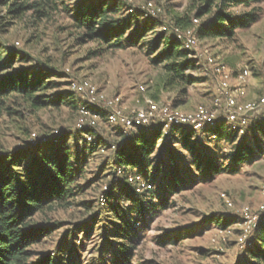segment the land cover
<instances>
[{
  "label": "rangeland",
  "instance_id": "rangeland-1",
  "mask_svg": "<svg viewBox=\"0 0 264 264\" xmlns=\"http://www.w3.org/2000/svg\"><path fill=\"white\" fill-rule=\"evenodd\" d=\"M80 1L64 0L52 17L43 20H37L32 12L12 20L7 8L0 6V48L4 59L11 51H16L28 57V61L18 60L13 69L33 68L39 63L51 68L56 77L51 79L52 87L43 94L47 101L56 99L58 95L64 98L59 107L49 106L37 111L21 102L16 105L15 100L9 101L0 115V153L27 148L32 135L51 137L55 131L76 133L79 104L72 102L69 91L72 90V82L81 79H90L107 96L122 97L127 113L144 109L147 100L184 113H192L199 106L211 110L216 97L215 83L205 60L208 55H216L234 75L244 69L250 71L245 92L238 97L241 105L264 98V0L231 9L236 16L255 11L257 20L248 28L238 30L231 39L201 40L194 52L199 63L186 74L191 83L179 82L169 89L164 87L167 78L164 65L155 66L152 63L155 56L149 53V41L163 32L171 35V31L160 25L144 45L98 54L97 43L80 42L81 32L74 26L73 15ZM115 1L122 7L124 16L131 8L145 13L147 3L152 2L169 21L186 17L193 22L203 5L200 0ZM9 107L16 114L9 115ZM257 116L264 117V106L251 115ZM138 131L140 129L135 130ZM99 133L107 141H103L105 150L90 151L83 156L86 168L77 179L81 189L68 200L69 205L46 209L32 220L33 225L58 226L31 249L30 263L46 254H53L55 258L64 255V264H108L115 256L120 257L118 244L113 238L112 223L115 220L109 221V217L103 214L104 209L111 202L124 206L123 213L129 216H124L125 223L128 218L137 219V211L132 214L129 211L137 204L133 202V196L126 197L118 191L114 200L106 201L103 192L109 189L118 170L114 167L113 153L108 146L119 142V131L101 119ZM212 136V147L225 156L230 145ZM165 142V136L157 142L148 168L135 170L163 199L155 200L153 209L145 214L144 219L131 222L140 233L132 264H236L244 258L245 248L239 247L237 240L246 234V226L241 223L224 230L217 224H205L203 221L212 214L242 219L241 211L246 207L253 214L257 213L264 202V155L253 163L238 166L236 174L225 172L208 182L199 178L193 185L188 183L179 193L165 196L160 194V176L165 169L160 166V156ZM69 143L74 153L82 149L83 144L76 145L72 139ZM223 165L233 167L228 160ZM123 187L125 185H120L117 189ZM228 201L233 203V209L228 208ZM63 246L65 253L60 252Z\"/></svg>",
  "mask_w": 264,
  "mask_h": 264
},
{
  "label": "trees",
  "instance_id": "trees-1",
  "mask_svg": "<svg viewBox=\"0 0 264 264\" xmlns=\"http://www.w3.org/2000/svg\"><path fill=\"white\" fill-rule=\"evenodd\" d=\"M200 1L203 5L196 14V20L200 22L195 24L186 17L169 21L162 14L152 16L140 10H134L131 14L127 11V16H124L122 7L115 0H82L73 15L74 26L81 32L80 42H96L99 54L144 45L149 35L163 25L171 31V35L163 32L149 41V53L155 56L153 65H164L167 75L164 87L169 89L179 82L187 81L190 84L191 80H187L186 74L199 63L194 53L183 47L182 40L175 34L176 29L192 28L200 40L231 39L238 30L248 28L257 20L255 11L238 16L231 11L242 5L250 6L255 0H220L219 3L218 0ZM63 3L64 0H0V6L7 8L12 20L20 19L30 12L37 20L49 19ZM18 60L26 62L28 57L11 51L4 59L0 48V115L1 110L12 100H15L16 105L21 102L35 111L49 106L59 107L64 99L62 95L47 101L43 94L52 87L51 79L56 77V73L40 63L33 68L13 69ZM69 97L74 104H79L72 90L69 91ZM7 112L9 115L16 114L10 107ZM226 125V121L220 119L214 127L202 131H195L188 126L172 128L168 134L162 133V126L155 125L140 128V131L131 133L129 137H125L120 127L114 126L119 131V142L110 143L108 149L112 150L115 146L112 150L114 167L141 175L135 170L148 168L149 158L154 155L157 142L165 136L167 143L160 156V166L165 168L160 176V194L168 196L179 193L188 183L195 184L199 178L208 182L225 172L236 174L238 166L253 163L264 155L263 116L252 117L241 136ZM75 132L59 131L51 137L32 135L27 148L0 153V264H64V255L55 258L53 254H46L30 263L31 249L58 226L33 225L32 220L46 209L68 206V200L81 189L77 179L86 168L83 156L90 151L105 150L104 142L107 141L100 133H96L94 142L89 144L84 136L92 132L90 128H75ZM211 135L230 145L225 156L212 147ZM239 137L241 139L237 142ZM70 139L76 145L83 144L82 149L74 153ZM227 160L233 167H224L223 162ZM118 170L103 195L106 201L114 200L117 191L126 197L133 196L137 207L133 205L129 211L130 214L137 211V219L128 218V222L124 223V216L129 217L123 213L125 207L114 202L106 205L103 214L109 217V221L115 220L112 223L113 238L120 254L119 258L115 256L108 264H132L140 233L131 222L144 219L145 214L153 209L155 200L163 197L156 195L152 188L143 194L137 193L126 177L118 174ZM120 185L125 187L117 189ZM103 214L100 212V217ZM203 222L217 224L228 230L241 224L243 219L212 214ZM249 243L244 249V258L236 264H264V223L254 229ZM65 249L63 246L60 252L65 253Z\"/></svg>",
  "mask_w": 264,
  "mask_h": 264
},
{
  "label": "built area",
  "instance_id": "built-area-1",
  "mask_svg": "<svg viewBox=\"0 0 264 264\" xmlns=\"http://www.w3.org/2000/svg\"><path fill=\"white\" fill-rule=\"evenodd\" d=\"M133 8L128 13H133ZM145 12L152 16L162 14V10L152 2L147 3ZM195 24L200 21L195 20ZM175 34L182 40L183 47L191 52H196L201 40L192 28L176 29ZM206 66L215 83L216 97L214 108L208 109L199 106L192 113H184L169 106L160 105L153 100H147L144 109H138L127 113L123 107V99L120 96L110 97L101 93L98 87L90 79H81L71 84L72 91L79 100L78 120L76 129L83 130L85 127L91 129V133L84 136L86 143H93L96 133H99V123L104 119L112 127H120L125 135H129L135 130L143 127L162 126V133L168 134L172 128L192 127L195 131H202L211 128L221 119L225 120L229 129L243 135L250 124L251 115L260 107L264 106V98L258 102L241 105L239 96L245 92L248 84L250 71L242 70L234 75L223 60L216 55H208ZM55 131L53 135H57ZM34 137V136H33ZM214 139L216 136H212ZM115 146L112 147V150ZM119 175L126 177L128 183L135 187L137 193H144L152 188L151 184L143 179L140 174L118 170ZM229 209L234 205L231 201L227 202ZM243 222L241 225L246 234L240 236L237 245L242 249L249 246L250 236L259 224L264 223V202L260 205L257 213L253 214L249 208L241 211Z\"/></svg>",
  "mask_w": 264,
  "mask_h": 264
},
{
  "label": "crops",
  "instance_id": "crops-1",
  "mask_svg": "<svg viewBox=\"0 0 264 264\" xmlns=\"http://www.w3.org/2000/svg\"><path fill=\"white\" fill-rule=\"evenodd\" d=\"M101 136H103V135H101ZM104 138V137H103Z\"/></svg>",
  "mask_w": 264,
  "mask_h": 264
}]
</instances>
